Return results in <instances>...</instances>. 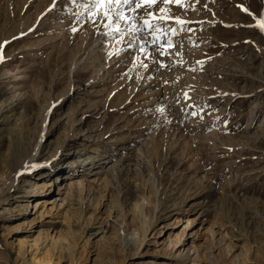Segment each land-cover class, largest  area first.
I'll list each match as a JSON object with an SVG mask.
<instances>
[{"label":"rangeland","instance_id":"obj_1","mask_svg":"<svg viewBox=\"0 0 264 264\" xmlns=\"http://www.w3.org/2000/svg\"><path fill=\"white\" fill-rule=\"evenodd\" d=\"M84 3L0 0V264H264V0L142 5L147 59Z\"/></svg>","mask_w":264,"mask_h":264},{"label":"snow or ice","instance_id":"obj_2","mask_svg":"<svg viewBox=\"0 0 264 264\" xmlns=\"http://www.w3.org/2000/svg\"><path fill=\"white\" fill-rule=\"evenodd\" d=\"M163 2L165 4L175 3L183 6L182 0H163ZM156 3L157 0H86L82 7L89 10L90 16L94 19L93 10L101 9L103 6L100 17L102 26L106 29V34H128L133 41L139 39L140 43L138 46L130 42L129 47H137V51L143 53L145 59H147L151 55L150 46L154 45L157 49L175 47L172 36L182 31L187 23L178 17H168L164 7L159 9L161 15L156 17L151 12H146L147 18L135 13V9L141 8L142 5L146 4L150 8ZM126 10L134 14L126 15ZM168 19L174 20L179 27L167 26L166 20ZM257 26L264 31V21L258 22ZM75 30L73 28V31ZM138 33H143L144 35L138 37ZM116 54L119 55V50ZM166 54L171 55V53L160 51L161 56ZM159 64L160 67H165L163 62H159ZM141 66L146 67L147 65L142 63ZM185 99H189L187 93H185ZM188 107L192 108L193 105H188ZM158 110L162 111L163 109L161 107ZM191 114L197 115L198 111H193Z\"/></svg>","mask_w":264,"mask_h":264},{"label":"bare ground","instance_id":"obj_3","mask_svg":"<svg viewBox=\"0 0 264 264\" xmlns=\"http://www.w3.org/2000/svg\"><path fill=\"white\" fill-rule=\"evenodd\" d=\"M146 9V8H145ZM138 35H141V36H143L144 34L143 33H138ZM150 39V38H149ZM98 40H96V42H97ZM108 41L109 40H102V42H101V44H99L97 47H100L101 46V48L102 47H105L106 46V44L108 43ZM139 43H140V41H139V39H137V41H136V45L138 46L139 45ZM97 51V50H96ZM37 149V148H36ZM30 159V158H29ZM28 159V160H29ZM28 164V161H25V162H21V164H20V168H23L24 166H26ZM51 182V181H50ZM38 184V183H37ZM143 201V200H142ZM135 206H137L138 208H140L141 207V204H139L138 202H136L135 204H134ZM149 226H150V224L149 223H147L146 225H144V227H143V229H142V239H140V242H143L144 240H145V238H146V232H147V230H148V228H149ZM194 248V247H193ZM186 249V258L184 259V260H189V258H190V255H189V252H190V250H192V247L189 245V246H186V247H184L181 251H179V254H180V258H181V260H182V253L184 252V250ZM206 250L205 251H203L204 253H205V255H206V258L208 259V261L210 262V263H212V264H218L217 263V261L218 260H221V257H219V255H215V254H213V251L212 250H207V248H205ZM200 250L199 249H197V250H195V253H196V255L195 256H197V255H199L200 254ZM194 256V257H195ZM183 261V260H182ZM158 264H161V263H158ZM163 264H171V263H163ZM194 264V263H193ZM198 264H200V262H198Z\"/></svg>","mask_w":264,"mask_h":264}]
</instances>
